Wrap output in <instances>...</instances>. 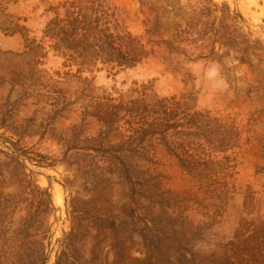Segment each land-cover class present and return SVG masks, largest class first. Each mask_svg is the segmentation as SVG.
<instances>
[{
    "label": "rangeland",
    "instance_id": "rangeland-1",
    "mask_svg": "<svg viewBox=\"0 0 264 264\" xmlns=\"http://www.w3.org/2000/svg\"><path fill=\"white\" fill-rule=\"evenodd\" d=\"M73 12L150 55L68 67L43 31ZM143 91L248 129L234 193L199 189L152 140L131 184L115 174L111 202L91 199L109 168L95 151L128 136L97 104ZM244 222L264 226V0H0V264H228Z\"/></svg>",
    "mask_w": 264,
    "mask_h": 264
},
{
    "label": "trees",
    "instance_id": "trees-1",
    "mask_svg": "<svg viewBox=\"0 0 264 264\" xmlns=\"http://www.w3.org/2000/svg\"><path fill=\"white\" fill-rule=\"evenodd\" d=\"M43 39L49 41L48 50L68 63V67L82 68L100 62L112 69H124L141 63L151 52L130 35L120 36L103 28L99 20L90 23L80 12L51 20L43 31ZM44 50L42 44L36 45L32 58L44 57ZM97 110V120L105 127L117 125L120 128L121 124L128 136L116 148L95 151L103 154L109 168L102 169L107 173L103 179L94 177L96 186L91 196L94 201L100 199L105 205L111 202L112 176L132 183L129 159L133 154L144 152L142 146L152 140L160 142L179 170L199 189L214 198L234 193L238 152L248 142V129L235 118L198 111L182 99L158 98L144 91L135 98L106 99L97 104ZM104 214L111 216L108 209ZM141 222L153 225L147 218ZM263 243L264 226L244 222L235 233L230 244L232 253L226 261L228 264H261Z\"/></svg>",
    "mask_w": 264,
    "mask_h": 264
}]
</instances>
